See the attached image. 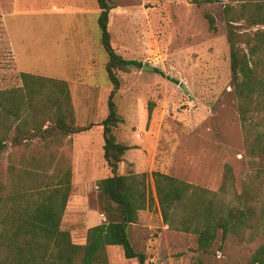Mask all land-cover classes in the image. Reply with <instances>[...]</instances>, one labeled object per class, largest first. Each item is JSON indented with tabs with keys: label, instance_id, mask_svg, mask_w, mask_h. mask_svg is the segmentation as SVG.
<instances>
[{
	"label": "rangeland",
	"instance_id": "obj_1",
	"mask_svg": "<svg viewBox=\"0 0 264 264\" xmlns=\"http://www.w3.org/2000/svg\"><path fill=\"white\" fill-rule=\"evenodd\" d=\"M109 1L113 7L109 29L115 49L126 59L155 67L154 71H143L142 67L118 71L122 86L115 100L124 122L116 136L136 149L130 155L134 162L127 161L124 173H149L153 193V171L218 190L229 164L241 192L251 165L245 155L224 14L227 3L238 2ZM207 12L215 17L216 30L210 28ZM99 15L97 0H0V89L21 86V72L68 78L78 123L101 120L107 114L112 84ZM84 137L82 140L94 137L98 141L101 129ZM43 145L23 143L7 149L2 172L6 174L12 162L11 153L15 164L23 159L30 163L32 154ZM40 158L49 173L70 167L46 155ZM75 170L76 180L86 172L94 183L80 197L78 179L62 223L63 229L80 235L104 221L95 187L96 180L108 175L102 143H76ZM128 230L134 248L147 255L149 264H249L253 252L264 242L246 243L236 237L223 240L220 235L210 253L197 254V235L168 229L157 202L140 211L139 220ZM108 252L112 264H139L137 259H127L119 246H110Z\"/></svg>",
	"mask_w": 264,
	"mask_h": 264
},
{
	"label": "trees",
	"instance_id": "obj_2",
	"mask_svg": "<svg viewBox=\"0 0 264 264\" xmlns=\"http://www.w3.org/2000/svg\"><path fill=\"white\" fill-rule=\"evenodd\" d=\"M97 1L112 84L107 116L101 122L78 124L72 87L66 80L21 72V86L0 89V264H112L110 246L121 247L127 259L149 264L147 255L134 248L128 229L137 223L140 211L155 202L168 229L197 235V254L210 253L220 235L223 240L236 237L246 243L264 240V0H235L237 4L230 2L224 8L245 155L251 165L242 191L236 188L232 166L226 164L218 190L153 171L155 193L148 183L149 173L121 171L131 147L115 134L124 122L115 100L122 86L118 71L128 72L143 63L126 59L115 49L109 29L113 7L109 0ZM216 1L220 0H191L196 5ZM206 17L216 30L215 17L208 12ZM95 128L102 129L103 159L109 171L97 182L106 217L76 235L62 228L73 190L72 163L67 172L57 173L56 168L49 173L40 158L53 159L49 148L56 143H44L30 163L23 159L15 164L11 153L6 174L1 161L7 149L23 145L22 139L35 135L43 139L55 131L76 135ZM196 259L199 261L198 256ZM249 264H264V242Z\"/></svg>",
	"mask_w": 264,
	"mask_h": 264
},
{
	"label": "crops",
	"instance_id": "obj_3",
	"mask_svg": "<svg viewBox=\"0 0 264 264\" xmlns=\"http://www.w3.org/2000/svg\"><path fill=\"white\" fill-rule=\"evenodd\" d=\"M7 17H8V12H7V14H5V18H7ZM5 26H6V30H5L6 33L5 34H6V37H7V40H8V23H6ZM7 44H8V41H7ZM46 77H51V76H46ZM51 78L66 80V81L70 82V84H72V81H70L68 78H63V77H51ZM72 94H73V89H72ZM73 102H74V95H73ZM74 107H75V105H74ZM75 113H76V117H77L76 109H75ZM106 116H107V114H106ZM106 116H101L102 118L98 122H101ZM77 122H78V117H77ZM85 124H87V123H85ZM85 124H83V125H85ZM97 129H101V128H95V129H93V130H91L89 132L76 134V135H69V136L62 135L61 133L55 131V132L52 133L51 136L46 135L45 138H43V139L41 137H36L34 139H31V140H28V139H22L21 140V143H56L53 146V152H54L53 154H54L55 163H58L59 165H64L65 164L66 166H68V164H70V162L72 163L73 190H72V193L70 195V199H69V202H68V205H67V209H66L65 215L63 217V221L65 220L66 213L68 212V209L70 208V203H71L72 199L75 196L74 195V193H75L74 189H75V185H76V182L78 181V179L81 180V183H80V187H81L80 197H84V195L86 194V190L89 187H92L93 184H94V183H91V180H89L90 178H87V175H86L87 173L84 172V170H83L84 173H80L78 175V177H77V180H76L75 160H76V143H102V159H103V143H104V140H103L102 129H101L102 137L100 138V140L97 141V138H94V137L82 140V138H85L84 136H86L88 134H91L92 132H94V130H97ZM115 134H116V131H115ZM95 139H96V142H95ZM128 145L131 148L128 150L127 154L124 156L125 160L121 164L122 173L125 172V168H126L125 166L127 165V161L130 162V163L134 162V159H131L130 155H131V152L132 153L135 152L134 150H136V149L133 148V146H134L133 144L129 143ZM103 162H104V159H103ZM104 164H105V162H104ZM67 170L68 169L66 168V169L63 170V172H67ZM108 174H109V171H108ZM97 182H98V180L95 181V184H96L95 187H97ZM157 206L159 208L158 204H157ZM101 214H103V213L101 212L100 216H101Z\"/></svg>",
	"mask_w": 264,
	"mask_h": 264
},
{
	"label": "water",
	"instance_id": "obj_4",
	"mask_svg": "<svg viewBox=\"0 0 264 264\" xmlns=\"http://www.w3.org/2000/svg\"><path fill=\"white\" fill-rule=\"evenodd\" d=\"M142 70H143V71H144V70L154 71V70H155V67H152V66H150V65H148V64H143V66H142Z\"/></svg>",
	"mask_w": 264,
	"mask_h": 264
},
{
	"label": "built area",
	"instance_id": "obj_5",
	"mask_svg": "<svg viewBox=\"0 0 264 264\" xmlns=\"http://www.w3.org/2000/svg\"><path fill=\"white\" fill-rule=\"evenodd\" d=\"M138 137H141V135L138 134ZM97 188H98V186H97ZM101 217H102V218H105V215H104V214H101Z\"/></svg>",
	"mask_w": 264,
	"mask_h": 264
}]
</instances>
